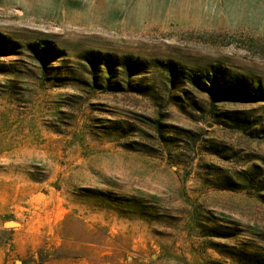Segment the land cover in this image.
Here are the masks:
<instances>
[{
  "label": "rangeland",
  "instance_id": "rangeland-1",
  "mask_svg": "<svg viewBox=\"0 0 264 264\" xmlns=\"http://www.w3.org/2000/svg\"><path fill=\"white\" fill-rule=\"evenodd\" d=\"M0 33L17 43L0 53V264H264V100L211 104L186 77L264 86V0H0ZM88 52L148 67L94 88ZM158 60L183 70L174 87Z\"/></svg>",
  "mask_w": 264,
  "mask_h": 264
},
{
  "label": "trees",
  "instance_id": "trees-1",
  "mask_svg": "<svg viewBox=\"0 0 264 264\" xmlns=\"http://www.w3.org/2000/svg\"><path fill=\"white\" fill-rule=\"evenodd\" d=\"M10 43L17 45L16 42L0 33V53L4 46H10ZM28 46L34 55V58L41 65H44L47 59L59 56L57 49L48 40L29 43ZM84 57L90 65V85L94 88L106 90H119L120 88H123L118 80L112 81V76H116L117 72H121L129 78L133 74L145 72L148 67L146 62L133 58L132 56H125L119 59L108 53L102 54L100 52H88ZM156 65L168 72L169 85L172 87L177 84L176 80L180 74L179 72L181 71L183 74V70H181L172 60H158L156 61ZM222 75L223 73L214 71L208 72L205 76H202L200 71H192L189 73L187 72L186 77L191 85L208 95L211 104H214L217 100H264V86L260 81H257V83H255V81L249 83L244 79L239 80L237 77L231 78ZM127 86L129 88L131 86L129 79H127ZM151 122L156 128H159L161 125L159 121ZM241 174L242 178L247 180L250 177L247 172H242ZM228 180H230L231 183H229L230 185H226L225 188L233 189L241 184L236 180H232L230 177H228ZM220 236L226 237L224 235ZM216 264L222 263L217 262Z\"/></svg>",
  "mask_w": 264,
  "mask_h": 264
},
{
  "label": "water",
  "instance_id": "water-1",
  "mask_svg": "<svg viewBox=\"0 0 264 264\" xmlns=\"http://www.w3.org/2000/svg\"><path fill=\"white\" fill-rule=\"evenodd\" d=\"M12 221H14V220H12V219H9V220H6L4 223H6V222H12ZM16 264H21V261L20 260H16Z\"/></svg>",
  "mask_w": 264,
  "mask_h": 264
},
{
  "label": "bare ground",
  "instance_id": "bare-ground-1",
  "mask_svg": "<svg viewBox=\"0 0 264 264\" xmlns=\"http://www.w3.org/2000/svg\"><path fill=\"white\" fill-rule=\"evenodd\" d=\"M13 222V221H12Z\"/></svg>",
  "mask_w": 264,
  "mask_h": 264
}]
</instances>
